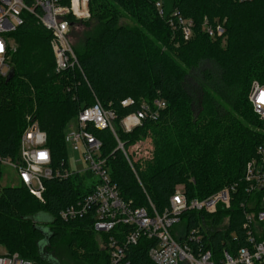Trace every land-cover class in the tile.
I'll list each match as a JSON object with an SVG mask.
<instances>
[{
	"label": "trees",
	"instance_id": "trees-1",
	"mask_svg": "<svg viewBox=\"0 0 264 264\" xmlns=\"http://www.w3.org/2000/svg\"><path fill=\"white\" fill-rule=\"evenodd\" d=\"M158 1L163 16L156 8ZM89 6L91 18L74 22L85 28L74 42L78 67L63 73L55 71L50 32L34 19L12 33L18 48L11 55L10 74L0 75V179L1 159H20L27 114L48 134L53 168L69 169L67 129L81 109L98 101L116 112V134L126 148L147 137L153 140L152 159L131 158L130 163L117 149L111 130H92L103 143L112 181L133 207L149 206L151 201L163 211L179 185L192 199L241 181L264 138V119L249 99L253 83L264 84V0H90ZM174 11L194 20L192 39L184 40L171 28ZM123 18L135 24L123 23ZM205 18L224 22L225 44L223 38L203 31ZM195 71L200 76L197 99L187 89V78ZM129 98L134 103L123 106ZM156 99L166 102L157 118L144 119L131 132L121 128L122 118L143 103L153 106ZM92 177L86 171L46 179L43 202L23 184L1 188L0 243L10 254L34 264H57L45 251L65 241L75 260L108 264L91 214L69 221L60 217L63 209L92 192ZM243 186L241 182L229 209L182 215L187 230L201 227L203 242L217 257L245 242L238 206ZM41 213L50 219L37 221ZM226 216L229 225L218 229ZM234 231L239 238H230ZM152 244L143 237L131 246L132 263L153 264L148 255Z\"/></svg>",
	"mask_w": 264,
	"mask_h": 264
},
{
	"label": "built area",
	"instance_id": "built-area-1",
	"mask_svg": "<svg viewBox=\"0 0 264 264\" xmlns=\"http://www.w3.org/2000/svg\"><path fill=\"white\" fill-rule=\"evenodd\" d=\"M89 3L90 0H0V75L7 77L10 74L11 55L17 50L14 38L9 34L14 33L27 19H34L50 32L56 73L78 67L72 33L80 28L74 22L90 18ZM156 8L160 15H165L162 2H156ZM169 24L174 31L181 33L184 40L192 39L195 28L193 19L174 11ZM203 31L214 39L226 35L224 22H211L208 18L204 20ZM249 99L254 111L264 119V84L254 82ZM133 103L129 98L122 105ZM165 107L166 102L161 99H156L153 106L143 103L139 110L122 118L120 126L125 132H131L141 126L144 119L157 118L159 110ZM116 119L114 110L97 101L81 109L74 119V125H69L64 140L67 147L80 152V160L87 164L81 170L53 168L52 154L47 146L48 134L35 119H29L22 134L20 159H1V162L16 168L21 184L42 202L46 179L67 178L75 172L86 171L96 176L98 182L94 184L92 192L63 209L60 217L69 221L91 214L94 230L106 235L98 241L100 247L108 252V264H133L129 249L143 237L153 242L148 251L153 264H264V138L256 147L255 156L247 162L241 181L227 184L207 197L192 199L187 197L184 186L179 185L169 205L163 211H158L151 201L149 206L133 207L131 201L123 199L117 183L112 181L107 159L102 156L103 143L92 130H111L117 138V149L122 150L132 163L125 144L117 137ZM241 182H244V196L238 206L243 215V245L224 249L217 257L203 242L205 234L201 227L174 229L176 224L183 222L185 212L217 214L220 208H231ZM229 222L230 218L226 216L218 229L226 228ZM230 238H239L237 231L231 232ZM0 264L34 263L22 259L17 253H0Z\"/></svg>",
	"mask_w": 264,
	"mask_h": 264
},
{
	"label": "rangeland",
	"instance_id": "rangeland-1",
	"mask_svg": "<svg viewBox=\"0 0 264 264\" xmlns=\"http://www.w3.org/2000/svg\"><path fill=\"white\" fill-rule=\"evenodd\" d=\"M90 10V6H89ZM90 18H91V11H90ZM89 18V19H90ZM88 19V20H89ZM123 23L126 24H131L134 25L135 23L128 18H123L122 20ZM85 31V28H79L74 31V42L77 44L79 39L83 37V33ZM8 37V36H7ZM9 37L14 36L12 34H9ZM226 42V37H223V43L225 44ZM14 43L16 47L18 48V43L16 42L14 38ZM200 76L198 75V72L195 71L193 75L189 76L187 78V89L188 91L194 96V98H199V85H198V79ZM29 119H34L32 115L27 114L26 115V123L28 125ZM75 120L73 119L70 124L74 125ZM69 128L67 129V131ZM129 158H133V160H144V159H152L153 157V151H154V145H153V140L151 137L144 138L137 143L132 144L130 147L127 148ZM81 159V154L80 152L72 150L70 147H68V162H69V168L71 171H78L81 170L85 167H87V164L83 162ZM2 177L0 179V190L3 187L6 186H18L21 184L18 170L11 166L10 164H6L2 162ZM98 182V178L96 176H93L91 179L88 180V183L90 185H94L95 183ZM50 216L47 213H41L37 217V221H45L49 220ZM185 227V222L183 221L182 223L176 224L174 226V229L180 228L184 229ZM106 235L104 233H97L96 232V238L97 239H104ZM50 251H45L46 254H50L52 257H54L57 261V264H85L82 262H79L75 260L72 257L71 251L68 249V246L66 242H62L60 245L53 247L52 249H49ZM0 253H9L8 249L6 246L2 243H0ZM51 263V262H49Z\"/></svg>",
	"mask_w": 264,
	"mask_h": 264
}]
</instances>
